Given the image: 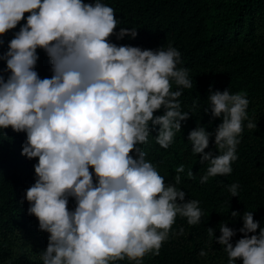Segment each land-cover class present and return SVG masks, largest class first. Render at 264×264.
Instances as JSON below:
<instances>
[{
  "label": "clouds",
  "instance_id": "9594fccd",
  "mask_svg": "<svg viewBox=\"0 0 264 264\" xmlns=\"http://www.w3.org/2000/svg\"><path fill=\"white\" fill-rule=\"evenodd\" d=\"M118 24L114 8L102 0H0V46L19 25L0 53L6 62L0 70V131L6 135L11 127L26 133L21 154L38 158L35 182L22 201H28L27 212L38 219L39 230L49 234L43 264L125 259L143 264L175 234L178 215L190 225L203 216L200 201H186L179 187L184 165L177 167L174 183L166 182L141 147L150 136L164 149L174 143L190 115L179 99L192 87L189 70L178 67L176 47L113 42V35L118 40L138 35L134 27L116 32ZM38 49L49 57L50 77L37 71ZM208 100L205 111L223 118L215 130L219 155L205 151L213 135L205 127L197 126L187 137L192 152L207 163L201 183L232 173L244 128L257 127L249 118L246 93L215 91ZM159 110L162 114H156ZM187 175L193 177V171ZM239 187L238 182L228 185L232 196L239 195ZM230 215L240 217L243 226L220 223L219 237L208 228L227 264H264V225L254 211L231 210ZM237 232L243 235L233 243ZM207 255L202 248L199 256Z\"/></svg>",
  "mask_w": 264,
  "mask_h": 264
},
{
  "label": "trees",
  "instance_id": "16d2710c",
  "mask_svg": "<svg viewBox=\"0 0 264 264\" xmlns=\"http://www.w3.org/2000/svg\"><path fill=\"white\" fill-rule=\"evenodd\" d=\"M86 3L94 0H85ZM113 7L120 27L138 29L135 38L125 36L111 40L119 44H131L142 48L159 49L161 46L176 47L181 52L182 63L178 67L189 70L192 87L186 88L179 98L182 110L190 113L182 121V130L176 133L174 143L164 149L154 136L142 145L148 159L157 165L166 182H175L179 173L185 200L197 199L203 209L201 222L187 223V218H176L172 226L175 234L164 242L159 255L147 254L143 264H227V254L222 246L210 237L208 228L219 237V224L228 222V227L243 226L240 217H231V210L254 211V219L264 225V0H102ZM26 16L28 13L25 14ZM26 21H22L24 23ZM10 30L4 37L7 49L13 38ZM40 59L37 71L40 76L52 75L49 57L38 49ZM6 62L0 60V70ZM178 86L173 82V90ZM244 92L250 100L249 118L256 128H244L237 146L238 159L232 163L233 172L210 177L205 183L200 179L205 174L207 163H201L192 152L188 135L197 126L212 132L206 152L219 155L215 145V130L223 122L209 111L208 100L212 92ZM156 114H162V110ZM247 121H245V125ZM6 135L0 131V264H43L42 253L46 251L48 233L39 230L38 219L29 215V203L22 201L26 190L35 182L34 164L38 158L28 159L22 152L26 133H17L11 127ZM156 134L155 132L153 133ZM193 171V177L187 175ZM238 182L239 195L232 196L228 185ZM75 201L70 200L73 208ZM183 234H179L180 227ZM243 234L237 232L233 243ZM204 248L208 255L199 256ZM117 264H135L127 259ZM242 264V260H238Z\"/></svg>",
  "mask_w": 264,
  "mask_h": 264
}]
</instances>
